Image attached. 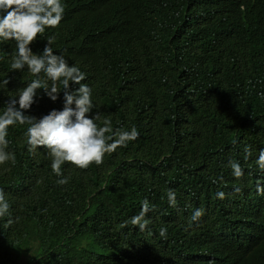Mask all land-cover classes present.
I'll return each mask as SVG.
<instances>
[{
	"label": "clouds",
	"instance_id": "clouds-1",
	"mask_svg": "<svg viewBox=\"0 0 264 264\" xmlns=\"http://www.w3.org/2000/svg\"><path fill=\"white\" fill-rule=\"evenodd\" d=\"M219 1L159 0L156 10L136 24L151 18V26L143 31L139 40L142 51L151 54L156 50L153 41L163 27L172 24L171 20L175 21V26L166 47H175L171 43L183 42V38L188 41L190 29L204 32ZM131 6L132 0H113L108 7L99 8L86 0H0V86H3L0 92L4 99L0 105V166L12 168L18 157L28 154L30 175L49 180L45 194L37 195L35 200H40V213L46 223L60 224L53 239L67 242L85 237L98 247L93 258L73 259L66 264H117L122 256L127 264H248L244 259L264 262V206L248 192L243 180L247 173L264 186V133L262 146L255 149L261 151L253 154L254 158L246 157L239 163L227 161L226 168L232 169L233 176L220 181L221 188H216L217 179L222 178L217 172H207L201 177L202 188L195 197L196 210L186 230L174 232L165 226L145 229L150 223L145 219L150 211L145 199L139 214L131 219L140 230H122L116 235L102 233L103 221L111 209H106L101 201L102 197L111 199L114 185L110 178L116 176L117 168L131 172V182L153 168L136 166L137 160L111 161L110 154L118 148L126 147L129 142L138 145L134 143L139 137L138 130L135 127L127 130L128 120L112 122L108 115L102 118L99 113L91 116L92 89L81 83L85 80L86 68L69 63L50 45L54 42L73 51L84 50L95 58L97 54L107 55L113 49V41L107 39V34L112 27L127 24L124 13ZM133 7L136 9V5ZM239 33L242 38L248 32L242 28ZM241 38H209L208 50L264 66V46L260 45L264 35L252 44L242 42ZM36 39L48 40L44 49L34 48L42 54L32 51L31 45ZM13 75L27 76L23 86L28 85L19 90L18 97L12 96ZM70 84L78 85L75 91H69ZM37 91L50 103H59L61 110H52L39 119L32 117V108L37 109L39 105H32ZM136 117L139 118V111ZM16 124L28 125L23 137L25 146L8 151V129ZM196 139L190 141L187 155L181 146L186 142L171 139L167 144H173L172 149L177 152L175 168L186 177L199 161ZM92 166L96 167V177L82 187L80 173ZM229 184L239 186L233 196L219 191ZM257 188L255 191H259ZM3 190L0 183V219L7 220L10 204ZM167 197L169 205L175 207V191L169 189ZM130 208L124 204L122 211ZM116 219L125 217L116 216ZM240 228L245 235L240 241H233L231 238L235 236L230 233L231 229ZM48 230L45 228V232ZM14 264L42 262L31 252L14 257Z\"/></svg>",
	"mask_w": 264,
	"mask_h": 264
},
{
	"label": "trees",
	"instance_id": "trees-1",
	"mask_svg": "<svg viewBox=\"0 0 264 264\" xmlns=\"http://www.w3.org/2000/svg\"><path fill=\"white\" fill-rule=\"evenodd\" d=\"M86 1L96 8L108 7L113 2ZM158 1L132 0V6L124 13L127 24L112 27L107 34V39L113 41V49L107 55L97 54L95 58L84 50L73 51L54 42L50 45L69 63L86 68L85 80L81 83L92 89L94 107L91 116L99 113L102 118L108 115L112 122L128 120L126 129L135 127L138 130L139 137L134 141L138 145L129 142L126 147L118 148L110 154L111 161L121 163L131 159L137 160L136 166L151 165L153 168L134 182L130 181L132 173L122 167L117 168L115 177L111 176L114 185L111 199L102 197L101 201L106 209H111L103 221L104 235L140 230L131 219L139 214L145 199L150 205L145 216L150 223L145 229L165 226L174 232L186 230L196 210L195 197L202 188L201 177L207 172H217L222 176L217 179L216 188L219 189L220 181L233 176L232 169L226 168L227 161L239 163L246 157L254 158L253 154L261 151L255 149L262 146L264 133V66L238 61L234 56H219L208 48L211 45L209 38H241L239 31L242 28L248 32L241 38L242 42L252 44L260 40L264 35V0H220L210 14L204 32L190 29L188 41L183 38V42L171 43L175 47H166L175 26V21L171 20L172 24L163 27L153 41L156 50L151 54L144 53L139 40L143 31L151 26V18L136 24L156 10ZM187 28L183 29V36ZM47 41L36 39L31 45L33 53L42 54L35 49H44ZM260 45L263 47L264 42ZM26 81L27 76L11 77L13 97L15 94L18 97L19 90L28 85L23 86ZM77 87L70 84L69 91H75ZM63 97L64 92L62 101ZM34 99L32 105H39L37 109L32 108V117L39 119L52 110H61L59 103H50L45 96L41 98L38 91ZM1 100L4 99L0 92V105ZM138 111L139 118H135ZM27 127L16 124L8 129V151L25 146L23 137H26ZM171 139L186 142L181 144L184 155L189 153L190 141L196 139L199 161L188 172L190 178L175 168L177 152L172 149L173 144L167 146ZM16 160L12 168L0 166V183L10 204L8 219H0V264H14V257L31 252L42 264H66L73 259L93 258L98 247L85 237L67 242L53 239L60 224L46 223L40 213V200H35L37 195L45 194L49 180L30 175L28 154ZM95 168L92 166L80 173L82 187L94 180ZM243 180L248 192L264 206V186L247 173ZM256 186L259 191H255ZM236 188L229 184L219 191L233 196ZM169 189L176 193L175 207L169 205ZM124 204L128 208L134 207L123 212ZM116 216L125 219L118 220ZM45 228L50 230L45 232ZM230 233L235 236L231 239L237 242L245 235L243 228L231 229ZM244 260L248 264H264ZM117 264L127 263L122 256Z\"/></svg>",
	"mask_w": 264,
	"mask_h": 264
}]
</instances>
